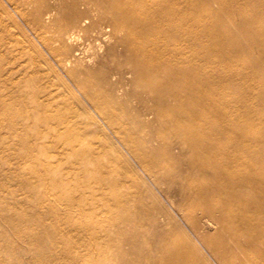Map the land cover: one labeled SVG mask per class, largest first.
I'll use <instances>...</instances> for the list:
<instances>
[{
	"label": "bare ground",
	"instance_id": "bare-ground-1",
	"mask_svg": "<svg viewBox=\"0 0 264 264\" xmlns=\"http://www.w3.org/2000/svg\"><path fill=\"white\" fill-rule=\"evenodd\" d=\"M55 1L18 10L40 37L55 31L50 54L67 93L79 94L77 108L59 115L58 132L35 142L79 155L94 176L82 192L107 196L117 229H98L95 237L121 233L113 247L123 264H264V51L253 57L264 50V32L253 31L264 27V6ZM81 226L65 216L42 227L33 238L46 249L35 254L44 264H78L59 239L81 228L95 232ZM114 254L99 251L98 264H113ZM9 256L0 245V264Z\"/></svg>",
	"mask_w": 264,
	"mask_h": 264
},
{
	"label": "rangeland",
	"instance_id": "rangeland-1",
	"mask_svg": "<svg viewBox=\"0 0 264 264\" xmlns=\"http://www.w3.org/2000/svg\"><path fill=\"white\" fill-rule=\"evenodd\" d=\"M35 1L37 3L33 0L32 4L31 0H0V245L10 252L3 264H44L43 258L35 252L46 249L45 242L34 239L33 235L42 234V227L56 225V220L65 216L79 227L90 223L95 230L87 234L81 228L78 235L59 239L64 243L62 248L79 259L78 264H98L99 251L115 253L112 263L123 264L113 247V241L121 243V233L112 230L105 240L95 237L98 229L111 226L117 229V223L107 210V196L82 192L81 186L91 177L94 179L92 173L87 172V165L81 162L79 155L69 156L62 144L43 150L35 142L42 134L51 136L58 132L59 115L71 114L76 107L72 102L76 99L74 95L79 94L76 90L72 91L74 95L67 93L62 84L63 73L50 54L48 42L55 38V31L51 29L44 34L45 38L40 37L32 32V25L18 10L30 12ZM235 2L244 4L245 1ZM250 2L251 6H264V0ZM55 3V0H44L46 6L53 7ZM212 6L217 9L220 4ZM261 20L264 21V17ZM263 28L260 23L253 25L255 32H264ZM263 51L257 49L253 57ZM35 94L39 102L33 100ZM23 112L27 117L22 120L17 114ZM87 116L89 118L90 114ZM102 143L108 145L107 140ZM96 161L91 165H96ZM32 183L50 188L48 191L44 187L33 189ZM67 187L73 189L67 191ZM71 202L84 207L70 209L66 205ZM39 205H52L55 212L42 215L37 209ZM51 232L57 238L59 227L53 226ZM57 251L58 247L54 246L53 252Z\"/></svg>",
	"mask_w": 264,
	"mask_h": 264
}]
</instances>
